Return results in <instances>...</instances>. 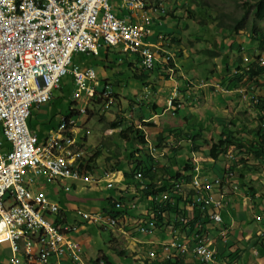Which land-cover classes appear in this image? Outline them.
<instances>
[{
	"label": "built area",
	"instance_id": "obj_1",
	"mask_svg": "<svg viewBox=\"0 0 264 264\" xmlns=\"http://www.w3.org/2000/svg\"><path fill=\"white\" fill-rule=\"evenodd\" d=\"M118 6L125 15L114 13L109 0H0V264H21V247H28L33 264H85L80 256L84 246L74 237L82 221L120 234L130 242L135 258L143 259L140 247H147V254L158 255V262L191 256L194 260L188 263L219 264L218 242L226 229L218 230L215 238L210 235L214 224L222 222L231 171L225 169L221 174L202 171L199 166L197 182H190V173L185 171L179 183L159 179L158 185L168 186L169 194L165 201H157L156 191L141 185L130 188L120 170L102 169L97 174L92 170L95 181L114 180V188H108L117 193L110 197L114 206L78 209L74 217L41 188H35L39 178L59 184L67 192L78 183L86 189L92 185L86 176H72V182H64V176L50 173L49 163L84 167H77L78 154H60V146H53V139L62 136L58 126L46 130L40 140L28 124L34 105L49 103L67 73L73 83L69 120L74 118L71 112L77 105H84L83 116L96 112L101 104V110L109 107L104 105L103 96H96V88L107 87V94H114L113 84L99 81L93 67L71 63L73 54L97 55L103 45L120 46L121 52L130 54L131 50H166L160 41L162 33L154 43L148 41L149 27L160 24L161 4L120 0ZM132 55L144 70L155 66L152 55ZM84 133L90 134V130ZM79 140L76 136V143ZM161 154L158 147L155 163ZM133 175L138 174L133 171ZM191 186H198V193H191ZM120 194L127 198L120 200ZM175 197L183 198L177 211L163 208L164 204L173 205ZM195 208L204 218L192 222ZM58 225H72V232H58ZM14 231H22L21 241H13ZM158 233L166 236L159 239ZM99 264L114 262L108 257Z\"/></svg>",
	"mask_w": 264,
	"mask_h": 264
},
{
	"label": "rangeland",
	"instance_id": "obj_2",
	"mask_svg": "<svg viewBox=\"0 0 264 264\" xmlns=\"http://www.w3.org/2000/svg\"><path fill=\"white\" fill-rule=\"evenodd\" d=\"M159 1L164 3L166 12L178 17L165 16L160 24L149 27V33L151 35L163 33L160 41H163L164 48L168 46L166 50L175 61L174 72L170 71L171 74H168L166 78L164 72L155 71L150 74L145 70L149 78L146 79L147 83L142 85L131 78L133 69H142L140 62L136 60L135 55L121 52L120 46L107 49L103 45L98 55L74 53L71 63H78L82 67H93L97 79L101 82L104 80L111 82L115 93L107 94V87L96 88V96H103L104 105H109V107L101 110V104L97 106V111L95 107V114L83 116L84 105H77L79 115L76 119L74 118L75 120L73 118L69 120L66 126L62 125V139L57 141L64 142L61 144L63 151L60 154H66L68 151L70 154H78L76 164L80 167L81 162L78 158L81 154L77 149L80 145L85 160L93 158L90 164L95 166V174L102 169L111 171L120 168L123 172L127 168L128 160L131 161L132 167L138 159L137 156L128 158L129 153L138 148L132 139V132H126L123 138L118 132L130 126L133 131L135 128L143 130L151 142L161 144L166 148V155L160 157L157 166H168L167 168L171 167L175 171L186 160H190L194 166H198L197 168L200 166L202 171L212 170L221 174L225 169L228 172L231 171L229 186L233 189L229 188L228 191L242 193V196L248 199H243L244 196L235 197L230 204L228 203L227 210L222 212V222L218 224V227L225 228L223 223L226 218L235 222V227L233 230L225 228L226 233L221 238L222 242H218L219 254L225 248L222 256L226 257L228 263L223 257L218 259L219 254H216V259L219 264H264V249L260 247V244L264 242V225H257L254 217V215L261 216L257 219H262L264 223V159L254 160L250 157L241 160L245 154L233 147H230L226 154L220 155L216 160L207 155L209 145L217 141L223 126L228 125L230 121L242 127L247 138H250L251 130L258 125L256 98L264 99V77L258 78L257 83L250 81L248 87L239 86L231 89L226 87V84L239 62L243 68L257 62L259 58H264V40L251 39L246 29L234 34L232 31H223L213 25L203 27L197 24L201 14L205 12L210 16L223 12L240 16L247 7L244 5L245 0H202L201 5L191 0ZM109 4L115 12L120 0H109ZM189 8L194 12V19L188 17L189 14L185 12ZM117 13L120 14L123 11L120 10ZM251 16L250 11L247 13V18ZM258 26L264 30V20L258 22ZM171 38L178 40L179 44L172 42ZM197 38L200 39L197 40ZM148 41H153L151 36ZM151 51L157 59L155 50ZM209 51L216 52L217 56L213 57L211 53L208 54ZM159 55L163 57L162 50L159 51ZM130 63L131 66H128ZM258 63L261 64L259 61ZM242 73L241 70L240 76L243 77ZM243 78L246 79V77ZM60 86V89L53 90V99L49 103L34 105L32 108L28 120L32 131L40 134L44 128L55 130L63 123L64 118L68 117L73 92L70 73L61 78ZM113 120L119 122V126L115 129L109 127V122ZM44 121L48 126H42ZM75 126L73 135L72 131ZM86 129L90 130V134L84 133ZM84 134L86 136L82 138ZM76 136H80L83 142L76 143ZM178 143L177 148L173 147ZM194 146L197 150L193 149ZM142 149L139 150L140 156L143 153ZM97 151L99 155L94 156ZM70 164L73 167L69 168ZM66 167L69 171H76L77 174L81 170V168H75L74 163H66ZM241 174H243L242 178ZM233 180L239 184L233 185ZM64 182H72V179L64 178ZM172 183L179 182L172 181ZM46 184L40 188L45 190L60 206H66L71 210L78 207L80 209H102L105 207L106 197L113 196L114 192V189H108V183L104 180L99 181L97 187L90 185V190V187L83 188L85 184L78 183L82 185V192L75 190L67 192L57 183L46 182ZM193 188L194 186H191V192ZM194 192L198 193L197 189ZM166 194H169V187L160 196L159 194L156 196L157 201H165ZM255 199L259 200L256 206ZM80 225L82 227L74 234V237L82 239V242L86 244V247L82 248L88 256L96 257L104 254L114 264L158 262V255L147 254V247L144 250V260L131 257L126 259L125 255H118L117 252L122 248L130 247L131 244L125 241L120 234L115 235L111 228L98 230L95 225L84 221ZM257 229L260 230L258 233ZM254 233L258 236L256 245L252 244L255 241ZM114 236L116 237L113 238ZM164 236H166L165 233L157 234L159 239ZM216 236V232L212 231L210 237L215 238ZM255 250L257 254L254 253ZM83 254L80 252L82 257ZM21 257L31 258L30 263H33V257H28V247H21ZM185 260L184 263L192 264L188 262H192L194 258L187 256ZM93 263L97 264V261Z\"/></svg>",
	"mask_w": 264,
	"mask_h": 264
},
{
	"label": "trees",
	"instance_id": "obj_3",
	"mask_svg": "<svg viewBox=\"0 0 264 264\" xmlns=\"http://www.w3.org/2000/svg\"><path fill=\"white\" fill-rule=\"evenodd\" d=\"M153 1L155 3L161 4L162 8L164 9L163 14L160 16V20L165 19V16H169L170 18L178 17L172 13L166 12L164 5H163L164 3H160L159 0H153ZM192 1L195 2L197 5L202 4L201 3L202 0H191V2ZM244 5H247V7L245 8V11L242 14H240V16H236L232 13H227V12L220 13L216 16H210L207 12H205V13H202L201 18L197 20V24L203 27L213 25L217 28H220L223 31H232L234 32V34L240 33L243 29H246L248 31V36L251 39L253 40L255 39L259 41L264 40V30L258 26V22L264 20V0H245ZM250 11L252 12V16L250 18H247V13H249ZM185 12L189 14L188 17L192 19L195 18L194 12L192 11V9L190 8L186 9ZM199 39L200 38H197V40ZM171 41L176 42L177 45L179 44L178 40H176L175 38H171ZM220 45H222V43H220ZM166 47L168 46L166 45ZM107 49L109 48L107 47ZM210 53L213 57L217 56L216 52L213 53L212 51H209L208 54ZM128 66H131V63ZM175 67L176 66H174L173 61L169 60L168 63L165 65L156 63L155 66L151 70H147V71H149L150 74H153L155 71L161 72V73L164 72L166 73V78H168L169 68L175 69ZM235 69H238L239 72L237 73L231 72L230 78L228 79L227 84H226V87L231 88V89L232 88L234 89L239 86L248 87L250 81L257 83L258 78L264 77V64H259L258 60L257 62L255 61L251 65L247 67H243V68H241V65L239 62L238 66L235 67ZM241 70L243 71L242 73L243 77H246V79L240 76ZM144 71H145L144 69L143 70L142 69L139 70L137 68L136 70L133 69L131 73V78L136 81H139L142 85H145L147 83L146 79L149 78V75L145 74ZM71 105H72V101H71ZM70 108L71 107H69L68 111H71ZM256 108L258 109V116H257L258 125L254 129L251 130L250 138H247L242 127L235 124V122L230 121L228 125L223 126V129L219 133L217 141L209 145L208 151H207L208 157L216 160L220 155L226 154L230 147H233V148H236L242 151L245 154V156L242 157L241 160L248 159L250 157H252L254 160L264 159V126H263L264 125V99L263 98H258V97L256 98ZM74 113L75 112L73 111L71 112V114H74ZM93 113L95 114V112H91V114ZM68 121H69V117H66L65 126L67 125ZM118 124H119L118 121L113 120L109 122V127L111 129H115L119 126ZM118 132L121 138H123L126 135V132H129V133L132 132V139L136 142L137 147L138 146L144 147L146 144L145 137H144V131L139 128H135L133 131V128L128 126L124 130L120 129ZM58 144L59 142H55V145L53 146H57ZM193 149L197 150V147L194 146ZM139 150L140 148L138 147L135 149L134 152L131 151L128 155V158L137 156L138 159H136L137 161L132 167H131L132 165L131 161L130 160L127 161L126 163L127 168L123 171L124 181H126V183H131L133 181L134 179L133 171L134 172L142 171V173L144 174V178H148L151 181V184L148 183L145 186V188L147 187L146 189H149L148 187L150 186V189L152 190L151 192L161 191V193H163L164 191L167 190V186L164 183H161L159 185H158V182L157 184L155 183V181L159 179H162L163 181L177 180L178 182H180V178L184 176L182 174L183 171L190 173V182L192 181V175H193V172H194L193 170L195 166L193 162L192 163L190 162V160H186L182 166H180L177 170L174 171L171 169V167L167 168L168 166L165 167L164 165H161V166L156 165L154 167L152 165L153 163L147 160V157H144V150L142 149L143 153L141 156L139 155ZM81 152L82 151L80 150V145H79V153ZM98 155H99V152L98 151L95 152L94 156H98ZM91 159L93 158L90 157L88 160L82 159V160H85L86 162L85 170L87 171H92L96 169L94 165L90 164ZM81 166H84V164L81 163ZM118 169L120 168H117L116 170ZM142 173L140 172L136 173L138 175H135V178L136 179L141 178ZM240 177L242 178L243 174H241ZM185 178L188 179L189 176H186ZM151 192L147 191V193H151ZM161 193H158V194H161ZM191 193H195L194 190ZM158 194H156V196ZM118 198L120 200H125V198L121 194L118 196ZM182 199L183 198L181 197H175V202L173 205L164 204L162 206L163 208L169 210V212L177 211L176 209H177L178 204L180 202H183ZM106 202H107V206H114V203H111L110 197L106 199ZM195 211L196 212H195L192 222L200 221L201 219L204 218V213H201L197 208H195ZM158 218L160 222L163 221L162 217L158 216L157 219ZM167 221L169 220L167 219ZM202 223H205V222H202ZM257 241L258 240L256 238L252 244L256 245ZM260 247L261 249H264L263 244H260ZM224 251L225 250H223L219 254L218 259L219 258L221 259L222 257L224 258V256H222ZM117 254L125 255L124 257H127V252L125 249L118 251ZM103 257L106 260L108 259L107 256H103ZM224 261L228 263V260L226 259V257L224 258ZM160 264H185V263H184V258L176 257L175 261H172L170 259L160 260Z\"/></svg>",
	"mask_w": 264,
	"mask_h": 264
},
{
	"label": "bare ground",
	"instance_id": "obj_4",
	"mask_svg": "<svg viewBox=\"0 0 264 264\" xmlns=\"http://www.w3.org/2000/svg\"><path fill=\"white\" fill-rule=\"evenodd\" d=\"M159 51L160 50H155L158 60L154 57L153 51H151V50H131V53L132 54H136L137 56H150V55H152V62L155 63V64L156 63H160V64H164L165 65V64L168 63L169 60H171V59L173 60V57H171L170 53L167 50H162L163 51V55H162L163 57H161V55H159ZM261 64H264V59L261 60ZM170 71H173V68H169V73H170ZM168 104H169V107H171L169 102H168ZM144 137H145V140H146V147L145 148L147 149L146 151L144 150V157H147V160H149L150 162H152L153 163L152 165L155 167L158 164V163H155V156H154L155 155V152L157 150L156 148L159 147V149L161 151L160 153H162L160 157H164L166 155V148L164 146H160V145L151 143L150 140L147 138L146 135ZM63 143H59L57 145V146H60V152L63 151L62 146H61V144H63ZM150 145H152V146H150ZM149 146H150V154L153 155L154 157L149 154ZM153 146H155L156 148L153 147ZM178 146H179V143L176 144V145H173V147H178ZM77 149H78V152H79V148H77ZM67 153L68 152H66V154ZM79 158H78L79 159V162H81L82 164H84V166H81V164L78 163V164H80V167H84V168H81V170H80V176H89V175H91V177H92L93 180H91L89 183H98L99 180H96L95 181V176L92 174V171L85 170L86 162H85V160H82V159H85L84 158V155L81 154ZM191 160H192V158H191ZM154 163H155V165H154ZM195 163H197V160L196 159H195ZM71 167H73V165L70 164V167L69 168H71ZM197 167L198 166H195V168L193 170L194 171L193 172V175H192L193 182H197L198 181V171H199V168H197ZM69 168L68 167H62L58 163H49V171H50V173L55 174L56 176H64V178H70V179H72V176H78V174H77L76 171H69ZM138 172L142 173V171H135V173H138ZM133 177H134V179L130 183V187H132V188H138V185H141L143 187L145 185V183L151 184V181L148 178H144V174L143 173H142V177L139 178V179H136L135 178V175H133ZM86 181H89V180H86ZM172 181H177V180H172ZM110 182H112V183H111V186L109 187V183ZM157 182H158V180L155 181L156 184H157ZM107 183H108V188H114V181H108L107 180ZM232 183H233V185H236L237 186V183L238 182H235L233 180ZM148 188L150 189V186ZM195 189H197V192H198V186H196V187L194 186L193 190H195ZM158 193H161V191L156 192V194H158ZM161 194H159V196ZM58 232H60L59 229H58ZM261 235H263L262 232H261ZM20 239H22V231H15L13 233V241H19ZM99 258H102L105 261V258L104 257L101 256ZM30 262H31V258L25 259V258L21 257V264H33V263H30Z\"/></svg>",
	"mask_w": 264,
	"mask_h": 264
},
{
	"label": "crops",
	"instance_id": "obj_5",
	"mask_svg": "<svg viewBox=\"0 0 264 264\" xmlns=\"http://www.w3.org/2000/svg\"><path fill=\"white\" fill-rule=\"evenodd\" d=\"M120 8H119V6H118V9H116L115 10V12L114 13H116L118 16H123V15H125V12H123V13H120V14H118L117 12H120ZM112 11H113V8H112ZM150 36H151V40H153V41H149L150 43H154L155 41H154V39L156 38V36L157 35H155V34H150ZM149 36V37H150ZM164 49H166V48H164ZM137 60V59H136ZM73 112H75L74 114H72V117H74L75 119H76V116H78L79 114H78V112H77V109L76 108H74L73 110H72ZM69 117V116H68ZM73 118V120H75ZM65 119L66 118H64V121H63V123L62 124H60V126H59V129H60V131H61V129H62V125H64L65 124ZM46 121H44V123H42L43 125L42 126H48L46 123H45ZM76 122V121H75ZM48 129H50L51 130V128H44V130L43 131H41V133L40 134H38V132H36L37 134H38V136H39V139L40 140H43L44 138H45V132H46V130H48ZM76 129V126H75V128H73V131ZM153 129H156V128H153ZM73 131H72V133H73ZM84 136H86L85 134L82 136V138L84 137ZM82 138L79 140V141H82ZM62 139V137L61 138H54L53 139V145H55V142H57V141H60ZM83 142V141H82ZM80 143V142H79ZM118 170H120V169H118ZM122 172V171H121ZM79 174V176H80V173H78ZM89 179H92L91 177H89V176H86V180H89ZM91 181V180H90ZM89 181V182H90ZM99 181H101V180H99ZM108 181H114V180H108ZM88 182V183H89ZM105 182H107V180H105ZM125 183H126V181H124ZM49 183V182H48ZM50 183H52V182H50ZM111 183L112 182H110L109 183V187L111 186ZM46 183H45V180L44 179H41V178H39V180H38V183L36 184V186L37 187H35V188H40L42 185H45ZM82 184V183H81ZM237 184H239V182L237 183ZM47 185V184H46ZM94 187H97V185H98V183H93L92 184ZM91 185V186H92ZM80 186H81V188H80ZM61 187V186H60ZM117 187H118V185H117ZM196 187V186H195ZM83 188H85L84 186H83ZM130 188H132V187H130ZM231 189H233L232 187H230ZM91 189V187L89 188V190ZM43 190V189H42ZM72 190H75L76 192H82L81 190H82V185H80V184H77V186H75V187H73V189ZM93 190V189H92ZM43 191H45V190H43ZM56 191V190H55ZM46 192V191H45ZM48 194V193H47ZM49 195V194H48ZM113 195H117V193H116V191L114 190V192H113ZM238 196H242V193H239V192H234L233 191V193H232V190H227V197H226V206H224V208L222 209V212L223 211H226L227 209H226V207L228 206V203L230 204V201H233L234 199H235V197L236 198H238ZM244 196V195H243ZM242 196V197H243ZM49 197H50V195H49ZM109 197H112V196H108V197H106V199L107 198H109ZM124 198L126 199L127 197L126 196H124ZM50 199L51 200H53L51 197H50ZM243 199H248L247 197H243ZM260 199V198H259ZM256 200V203H255V206L256 205H258V203H259V200L258 199H255ZM53 201H55V200H53ZM55 202H57V201H55ZM252 202H254V201H252ZM58 203V202H57ZM105 206H107V202H106V200H105ZM59 204V203H58ZM59 206H60V204H59ZM141 206H144V204H141ZM61 208L62 209H64V210H67L68 212H70L69 214L72 216V217H74L75 216V211L76 210H78V209H80L79 207L78 208H75V209H73V210H71V209H69L68 207H62L61 206ZM81 210H87V211H91V210H96V209H91V208H89V209H81ZM252 210V209H251ZM72 212H74V214L72 215ZM222 212H221V215H222ZM254 217H255V221H256V224L258 225H261L262 224V226L264 225V223L262 222L263 220L262 219H257V218H261V216H255L254 215ZM257 219V220H256ZM235 225V222H232V220L231 219H225V221H224V223H223V227H225V228H227V229H234V226ZM220 227V226H219ZM218 227V224H214V228H213V230L216 232V234H217V230H219L220 228ZM263 228V227H262ZM262 228L260 229V230H262ZM58 229L60 230V232H63V233H70V232H72V226H69V225H58ZM259 229H257L256 231H257V233L260 231H258ZM257 233H254V235H257ZM156 237V236H155ZM83 240L82 239H80V242L81 243H83V246L84 247H86V244L84 243V242H82ZM83 248L82 247H80V252H81V254L82 253H84L83 255V260H82V262H84L85 264H94L93 262L94 261H97V264H99V262H105L102 258H99V257H101V255H98V256H96V257H91V256H88V255H86V253H85V251H84V249L82 250ZM125 248H122V250H124ZM126 252H127V257H131L132 259H134L135 258V251H132V246H130V247H127L126 249ZM140 250H142V252H140V255H144V250H145V247H140ZM223 250H225V248L223 249ZM223 250H221L220 251V253L223 251ZM129 251V252H128ZM132 252H134V253H132ZM224 253V252H223ZM81 256V255H80ZM103 256H105V255H103ZM92 259H93V262H92ZM143 260H144V257H143ZM146 261V260H145ZM96 263V262H95ZM157 264H160V262H157Z\"/></svg>",
	"mask_w": 264,
	"mask_h": 264
},
{
	"label": "clouds",
	"instance_id": "obj_6",
	"mask_svg": "<svg viewBox=\"0 0 264 264\" xmlns=\"http://www.w3.org/2000/svg\"><path fill=\"white\" fill-rule=\"evenodd\" d=\"M171 60H172V59H171ZM172 61H173V63H174V66H176L175 61H174V60H172ZM138 62H139V61H138ZM173 69H174V68H173ZM174 70H175V69H174ZM173 72H174V71H173ZM168 74H170V73L168 72ZM144 136H145V134H144ZM147 138H148V137H147ZM148 139H149V138H148ZM145 141H146V140H145ZM150 142H151V141H150ZM151 143H153V142H151ZM153 144H154V143H153ZM157 145H158V144H157ZM138 147H139V146H138ZM145 147H146V144H145L144 147H141V146H140L139 148H141V149L143 148V150H145V149H146ZM190 152H191V151H190ZM209 158H210V157H209ZM256 238H257V240H258V236L255 235L254 240H255ZM262 243H263V245H264V242H262ZM185 264H186V263H185Z\"/></svg>",
	"mask_w": 264,
	"mask_h": 264
}]
</instances>
